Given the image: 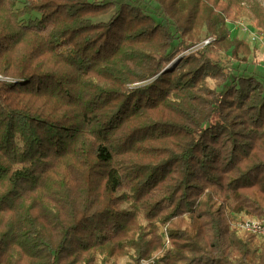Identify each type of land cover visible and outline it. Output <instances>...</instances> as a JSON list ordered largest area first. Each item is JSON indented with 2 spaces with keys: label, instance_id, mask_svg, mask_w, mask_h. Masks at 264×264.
I'll list each match as a JSON object with an SVG mask.
<instances>
[{
  "label": "trees",
  "instance_id": "16d2710c",
  "mask_svg": "<svg viewBox=\"0 0 264 264\" xmlns=\"http://www.w3.org/2000/svg\"><path fill=\"white\" fill-rule=\"evenodd\" d=\"M245 1L0 0V264H264Z\"/></svg>",
  "mask_w": 264,
  "mask_h": 264
},
{
  "label": "rangeland",
  "instance_id": "374dc122",
  "mask_svg": "<svg viewBox=\"0 0 264 264\" xmlns=\"http://www.w3.org/2000/svg\"><path fill=\"white\" fill-rule=\"evenodd\" d=\"M242 5L243 10L237 17L236 23L227 24L228 35L232 38L244 40L250 46L251 53L245 57V59L242 55H239V60L234 62L227 52L228 57L225 59L223 58V63L226 65V70L232 75L253 74L262 79L264 78V25H262L260 21L264 19V0H249L243 2ZM21 6L22 1L18 3V7ZM34 16L36 15L30 17ZM24 18H27V15ZM209 39L210 38H204L202 33V41L192 47V49L208 43ZM241 217L242 219L248 218L247 216ZM119 264L130 263H128L127 258H123L119 260Z\"/></svg>",
  "mask_w": 264,
  "mask_h": 264
},
{
  "label": "built area",
  "instance_id": "2783aa9c",
  "mask_svg": "<svg viewBox=\"0 0 264 264\" xmlns=\"http://www.w3.org/2000/svg\"><path fill=\"white\" fill-rule=\"evenodd\" d=\"M237 225L243 230L249 231L257 236H264V224L256 219L243 218L238 221Z\"/></svg>",
  "mask_w": 264,
  "mask_h": 264
}]
</instances>
